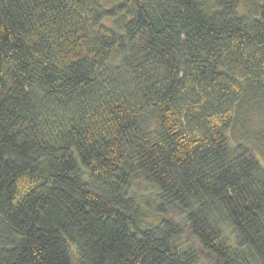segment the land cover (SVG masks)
Masks as SVG:
<instances>
[{"label":"trees","instance_id":"obj_1","mask_svg":"<svg viewBox=\"0 0 264 264\" xmlns=\"http://www.w3.org/2000/svg\"><path fill=\"white\" fill-rule=\"evenodd\" d=\"M0 0V264H264V0Z\"/></svg>","mask_w":264,"mask_h":264},{"label":"rangeland","instance_id":"obj_2","mask_svg":"<svg viewBox=\"0 0 264 264\" xmlns=\"http://www.w3.org/2000/svg\"><path fill=\"white\" fill-rule=\"evenodd\" d=\"M115 1H116V0H109V1L107 2V5H111V4H112L113 2H115ZM258 158H259L261 164L264 166V161H262L261 157L258 156ZM263 160H264V159H263Z\"/></svg>","mask_w":264,"mask_h":264}]
</instances>
